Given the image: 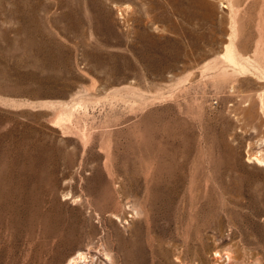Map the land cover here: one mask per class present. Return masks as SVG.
I'll use <instances>...</instances> for the list:
<instances>
[{
    "label": "rangeland",
    "instance_id": "1",
    "mask_svg": "<svg viewBox=\"0 0 264 264\" xmlns=\"http://www.w3.org/2000/svg\"><path fill=\"white\" fill-rule=\"evenodd\" d=\"M254 156L264 0H0V264H264Z\"/></svg>",
    "mask_w": 264,
    "mask_h": 264
},
{
    "label": "bare ground",
    "instance_id": "2",
    "mask_svg": "<svg viewBox=\"0 0 264 264\" xmlns=\"http://www.w3.org/2000/svg\"><path fill=\"white\" fill-rule=\"evenodd\" d=\"M232 46V44H231ZM232 48H229V53L231 55ZM254 159L258 160L259 162L264 164V156H254ZM106 249V248H105ZM107 251V250H106ZM104 248L97 247L96 249L87 248V249H80L77 252L73 253L65 262V264H111L112 254L106 252ZM105 260H103V259ZM107 260V261H106ZM112 260V261H111ZM111 261V262H110Z\"/></svg>",
    "mask_w": 264,
    "mask_h": 264
}]
</instances>
